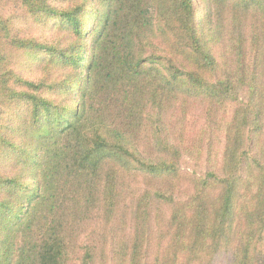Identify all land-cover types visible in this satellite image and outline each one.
<instances>
[{
	"label": "trees",
	"instance_id": "trees-1",
	"mask_svg": "<svg viewBox=\"0 0 264 264\" xmlns=\"http://www.w3.org/2000/svg\"><path fill=\"white\" fill-rule=\"evenodd\" d=\"M65 1L0 0V264H264V0ZM36 20L74 41L27 39ZM25 48L48 52L27 56L40 84L15 73ZM186 150L209 168L181 197Z\"/></svg>",
	"mask_w": 264,
	"mask_h": 264
},
{
	"label": "rangeland",
	"instance_id": "rangeland-1",
	"mask_svg": "<svg viewBox=\"0 0 264 264\" xmlns=\"http://www.w3.org/2000/svg\"><path fill=\"white\" fill-rule=\"evenodd\" d=\"M192 1L195 4V7H198L200 9L199 12L197 13V18L201 16V12L206 7L210 6V0H192ZM63 3H66V1L63 0ZM25 37L27 39L34 40L37 43L39 42L42 45L48 44V47H53L56 49H59L60 47H64L66 45L68 47L71 41H74V38H72L69 35V31L63 30L62 27L59 26L54 20L49 21L47 25H43L42 22L40 21L37 22V20L33 21ZM89 43L90 42L88 41L87 44L89 45ZM28 55H33L34 57L32 59H35L37 62H40L42 60L46 62L49 59L48 52H46L45 48L31 49V50L25 48L23 50L21 65L19 67H15V73L21 74L26 79L29 80L32 79L35 82V84H40L39 78L41 77V73H42L40 67L42 63H38L30 67V64L27 61ZM55 75H56L55 81L77 77V75L72 74L71 72L69 73V75L63 74L62 72L57 73ZM82 78H85V76H82ZM70 84L71 86H73L74 82ZM6 107L3 110L5 113H7L8 111V108ZM176 117L177 120L175 121L177 122V130L183 133L182 142L183 144L188 145L189 147L191 146L193 139L196 138L198 134H200V130L202 129L203 123L205 121L204 106L199 101L192 99L188 100L185 103L183 114L177 113ZM187 153H188L187 150L186 152H183L181 160L179 162L180 171L182 172V174L186 175L185 183L182 185L180 191L178 192V195H180L181 197H188L189 195H191L193 191L192 185L190 182H188V180L193 178L199 179L204 177L206 171L209 168V164L206 159V153H202V155L200 156L194 154L188 155ZM123 179L124 181H126L128 185L127 191H123L124 199L126 198V206H128L129 204L132 205L135 202V198H137V195L140 193L141 189L143 188V185L139 181V179L134 180L129 176H124ZM162 212L164 218H166L168 216V212L165 209L162 210ZM93 230H95L96 237L98 239L99 233L103 231V226L101 225L100 222L99 223L95 222L93 225L88 226L81 233L78 241L79 244L78 247L80 248V251H82L83 243L85 241H89L90 236H92ZM93 239H95V235L93 236ZM107 241L108 242L106 243L107 244L106 249H110L111 243L108 239ZM150 251L153 252V249L150 248ZM77 255L78 254L74 256L77 257ZM108 264H112V261L109 260ZM147 264H151L150 255L148 256ZM213 264H227V260L224 257H222L221 259L218 258Z\"/></svg>",
	"mask_w": 264,
	"mask_h": 264
}]
</instances>
